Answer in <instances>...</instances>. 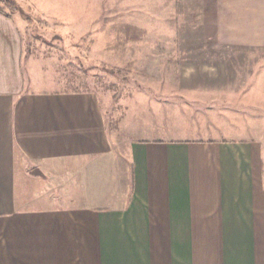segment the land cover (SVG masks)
<instances>
[{
    "label": "crops",
    "instance_id": "crops-1",
    "mask_svg": "<svg viewBox=\"0 0 264 264\" xmlns=\"http://www.w3.org/2000/svg\"><path fill=\"white\" fill-rule=\"evenodd\" d=\"M25 3L78 28L100 2ZM27 26L0 11V264H264V85L260 115L223 103L228 74L173 70L184 83L126 102L112 131L98 92L44 87Z\"/></svg>",
    "mask_w": 264,
    "mask_h": 264
},
{
    "label": "rangeland",
    "instance_id": "rangeland-1",
    "mask_svg": "<svg viewBox=\"0 0 264 264\" xmlns=\"http://www.w3.org/2000/svg\"><path fill=\"white\" fill-rule=\"evenodd\" d=\"M7 1L14 2L15 8ZM263 1L99 0V6H79L72 11L80 18L78 28L60 26L64 24L35 13L25 3L29 0H0V10L27 23L23 36L25 62L38 64L51 75L42 77L44 87L98 92L110 108L113 131L118 109L140 95H157V86L171 84L172 80L183 84V77L166 76L182 69L208 70L212 79L219 72L228 74L223 76L227 78L225 84L233 87L225 91L228 96L223 103L252 104L261 115ZM218 38L238 41L220 46ZM217 47H224L223 56ZM200 81L211 85L206 86L208 90L217 84L204 77ZM131 120L132 127L152 124L148 116ZM262 127L257 125L259 130Z\"/></svg>",
    "mask_w": 264,
    "mask_h": 264
},
{
    "label": "trees",
    "instance_id": "trees-1",
    "mask_svg": "<svg viewBox=\"0 0 264 264\" xmlns=\"http://www.w3.org/2000/svg\"><path fill=\"white\" fill-rule=\"evenodd\" d=\"M7 4L9 5V6H11V7H14L15 8V3L14 2H8L7 1ZM1 11V10H0ZM2 13H4V14H6V15H10L9 13H5V12H3V11H1Z\"/></svg>",
    "mask_w": 264,
    "mask_h": 264
}]
</instances>
